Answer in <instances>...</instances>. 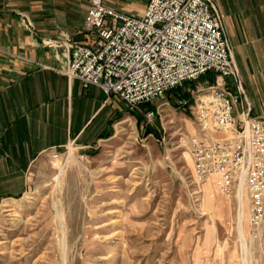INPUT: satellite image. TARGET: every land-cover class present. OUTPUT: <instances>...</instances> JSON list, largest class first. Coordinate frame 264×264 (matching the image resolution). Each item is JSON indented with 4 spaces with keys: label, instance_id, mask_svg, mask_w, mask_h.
<instances>
[{
    "label": "rangeland",
    "instance_id": "374dc122",
    "mask_svg": "<svg viewBox=\"0 0 264 264\" xmlns=\"http://www.w3.org/2000/svg\"><path fill=\"white\" fill-rule=\"evenodd\" d=\"M164 102L149 124L145 108L138 122L117 98L98 148L74 147L70 159L69 148L49 151L23 193L0 196V264H264V224L252 243L246 202L240 231L237 202L193 182L179 134H194L196 124L175 94Z\"/></svg>",
    "mask_w": 264,
    "mask_h": 264
},
{
    "label": "built area",
    "instance_id": "2783aa9c",
    "mask_svg": "<svg viewBox=\"0 0 264 264\" xmlns=\"http://www.w3.org/2000/svg\"><path fill=\"white\" fill-rule=\"evenodd\" d=\"M65 74L84 90L101 89L130 112L143 105L150 124L173 92L196 124L194 134H179L193 160L195 184L246 202L248 234L262 240L264 224V118L251 115L239 69L232 57L223 19L213 0H148L136 16L90 0ZM213 75L214 80L206 78ZM206 78V79H205ZM231 83L236 88L233 89ZM226 136L214 138V133ZM169 139L161 136L160 145ZM92 148V147H90ZM54 153V158L59 157ZM88 155H82L87 160Z\"/></svg>",
    "mask_w": 264,
    "mask_h": 264
},
{
    "label": "crops",
    "instance_id": "0c3cea01",
    "mask_svg": "<svg viewBox=\"0 0 264 264\" xmlns=\"http://www.w3.org/2000/svg\"><path fill=\"white\" fill-rule=\"evenodd\" d=\"M147 1L105 0L131 15H142ZM213 1L251 115L264 118V0ZM89 7L90 0H0V196L23 193L43 154L70 146L91 153L111 127L117 97L84 90L64 73L71 48L86 42L80 29Z\"/></svg>",
    "mask_w": 264,
    "mask_h": 264
},
{
    "label": "bare ground",
    "instance_id": "6f19581e",
    "mask_svg": "<svg viewBox=\"0 0 264 264\" xmlns=\"http://www.w3.org/2000/svg\"><path fill=\"white\" fill-rule=\"evenodd\" d=\"M219 134H222V135H224V136H226L224 133H218V132H215L214 133V138H221V137H216L217 135H219ZM75 151V148H73L72 146H70L69 147V159L72 157V155H73V152ZM60 156V155H59ZM59 158V157H58ZM68 159V160H69ZM64 169V168H63ZM62 174H63V172L62 171H60L59 172V174H58V176H57V178H56V182L59 184L60 183V180H61V177H62ZM207 190H210L209 188H206ZM208 195L206 196V197H208V201H209V198L211 199V201H210V203H211V206L212 205H214L215 203V201H214V199H213V195L211 194V192H209L208 191V193H207ZM225 205H224V203L223 204H218V210H219V213L221 214V215H224V212H225ZM245 201H241V205H240V208H239V216H238V225H239V229H240V231H241V229L243 228V223H244V220H243V217H244V214H245ZM244 232V231H243ZM243 236V235H242ZM245 240V239H244ZM249 252H251L250 250H249ZM249 254V253H248Z\"/></svg>",
    "mask_w": 264,
    "mask_h": 264
},
{
    "label": "trees",
    "instance_id": "16d2710c",
    "mask_svg": "<svg viewBox=\"0 0 264 264\" xmlns=\"http://www.w3.org/2000/svg\"><path fill=\"white\" fill-rule=\"evenodd\" d=\"M206 78H208L210 81H213L214 80V76L213 75H208ZM173 93L175 94V93H184V92L181 89H179L178 91H175ZM182 96L184 98H187V99L189 98V94H186V93L185 94H182ZM176 98H177V95H176ZM142 108H145V111H149V110L153 109V107H151L149 105H143ZM131 114L134 115L137 118L138 122H142V120H143L142 118L143 117L140 115V113L131 112ZM111 125H112V123H111ZM150 133H155V136H159L158 133H157V131H155V130H150L149 129L148 132H147V134L149 135ZM158 138H160V136ZM96 153L97 152H93L92 154L96 155ZM17 198H20V197H17Z\"/></svg>",
    "mask_w": 264,
    "mask_h": 264
}]
</instances>
